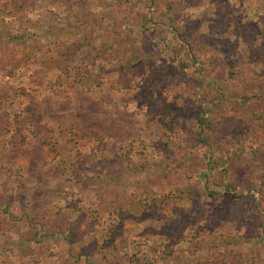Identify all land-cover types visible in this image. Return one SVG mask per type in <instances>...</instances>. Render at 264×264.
Wrapping results in <instances>:
<instances>
[{
  "label": "rangeland",
  "instance_id": "obj_1",
  "mask_svg": "<svg viewBox=\"0 0 264 264\" xmlns=\"http://www.w3.org/2000/svg\"><path fill=\"white\" fill-rule=\"evenodd\" d=\"M264 0H0V264H264Z\"/></svg>",
  "mask_w": 264,
  "mask_h": 264
},
{
  "label": "trees",
  "instance_id": "obj_2",
  "mask_svg": "<svg viewBox=\"0 0 264 264\" xmlns=\"http://www.w3.org/2000/svg\"><path fill=\"white\" fill-rule=\"evenodd\" d=\"M260 40H261V45H260V48L257 49V51L259 52V56L263 57L264 56V37H261Z\"/></svg>",
  "mask_w": 264,
  "mask_h": 264
}]
</instances>
